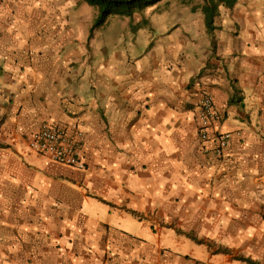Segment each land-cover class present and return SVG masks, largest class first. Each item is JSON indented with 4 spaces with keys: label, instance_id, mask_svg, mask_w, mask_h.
Listing matches in <instances>:
<instances>
[{
    "label": "crops",
    "instance_id": "crops-1",
    "mask_svg": "<svg viewBox=\"0 0 264 264\" xmlns=\"http://www.w3.org/2000/svg\"><path fill=\"white\" fill-rule=\"evenodd\" d=\"M147 9L92 34L83 0H0V264H264V0L211 34L200 10L169 31ZM75 123L85 170L31 150Z\"/></svg>",
    "mask_w": 264,
    "mask_h": 264
},
{
    "label": "built area",
    "instance_id": "built-area-1",
    "mask_svg": "<svg viewBox=\"0 0 264 264\" xmlns=\"http://www.w3.org/2000/svg\"><path fill=\"white\" fill-rule=\"evenodd\" d=\"M220 120L221 115L216 108L214 97L206 91L199 105L198 131L203 142L213 141L217 143L215 153L218 157H222L224 151L230 147L233 137L230 132H222L216 135L212 133L214 125ZM70 127L63 128L45 124L39 131L32 134L29 146L34 152L57 164L83 171L86 169L83 158L85 133L78 123Z\"/></svg>",
    "mask_w": 264,
    "mask_h": 264
},
{
    "label": "trees",
    "instance_id": "trees-1",
    "mask_svg": "<svg viewBox=\"0 0 264 264\" xmlns=\"http://www.w3.org/2000/svg\"><path fill=\"white\" fill-rule=\"evenodd\" d=\"M85 3L98 9V16L92 27V34L95 29L104 26L111 15H118L133 18L136 12H142L162 0H83ZM204 4L201 11L204 14L208 33L215 30V20L220 14L222 7L233 9L239 0H202ZM195 10V9H194Z\"/></svg>",
    "mask_w": 264,
    "mask_h": 264
},
{
    "label": "rangeland",
    "instance_id": "rangeland-1",
    "mask_svg": "<svg viewBox=\"0 0 264 264\" xmlns=\"http://www.w3.org/2000/svg\"><path fill=\"white\" fill-rule=\"evenodd\" d=\"M204 4L202 0H162L160 4H156L157 7H150L147 10H149V16L156 23L157 26H162L171 31L170 29H173L175 23L180 21L181 23L183 22V16H189L190 18L193 17L191 16L194 12L197 10H200L201 14L204 16V14L201 11V6ZM155 5V6H156ZM192 9V11H191ZM146 10V9H145ZM189 11V14H184L183 16L180 15V13ZM143 12V11H142ZM141 13V12H137ZM118 15H111L110 18L108 19L107 23L102 26V27H107L109 32H115L114 29L116 30L117 26L116 24L114 25L113 23L110 26H107L109 23L113 21V18ZM121 17V16H120ZM118 18V17H117ZM127 18V17H126ZM205 20V19H204ZM198 21V20H197ZM205 22V21H204ZM100 27V28H102ZM147 30H151L150 27H145ZM99 28L95 29L97 30V33L100 34V29ZM119 29V28H117ZM118 32V31H116ZM131 36L135 35L134 32L129 33ZM130 37V36H129ZM131 38V37H130ZM142 49V48H140ZM135 51H138V48L135 49Z\"/></svg>",
    "mask_w": 264,
    "mask_h": 264
},
{
    "label": "water",
    "instance_id": "water-1",
    "mask_svg": "<svg viewBox=\"0 0 264 264\" xmlns=\"http://www.w3.org/2000/svg\"><path fill=\"white\" fill-rule=\"evenodd\" d=\"M133 1H135V0H133Z\"/></svg>",
    "mask_w": 264,
    "mask_h": 264
}]
</instances>
